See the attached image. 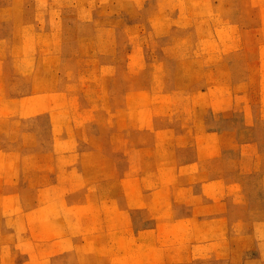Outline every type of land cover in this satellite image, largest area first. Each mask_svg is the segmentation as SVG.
Instances as JSON below:
<instances>
[{
    "label": "rangeland",
    "instance_id": "374dc122",
    "mask_svg": "<svg viewBox=\"0 0 264 264\" xmlns=\"http://www.w3.org/2000/svg\"><path fill=\"white\" fill-rule=\"evenodd\" d=\"M0 264H264V0H0Z\"/></svg>",
    "mask_w": 264,
    "mask_h": 264
}]
</instances>
